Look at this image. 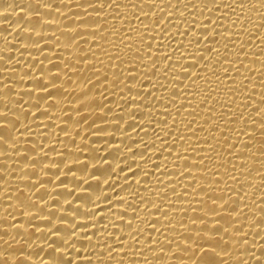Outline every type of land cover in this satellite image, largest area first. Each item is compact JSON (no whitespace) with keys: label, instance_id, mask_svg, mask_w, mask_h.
Wrapping results in <instances>:
<instances>
[{"label":"bare ground","instance_id":"obj_1","mask_svg":"<svg viewBox=\"0 0 264 264\" xmlns=\"http://www.w3.org/2000/svg\"><path fill=\"white\" fill-rule=\"evenodd\" d=\"M0 264H264V0H0Z\"/></svg>","mask_w":264,"mask_h":264}]
</instances>
